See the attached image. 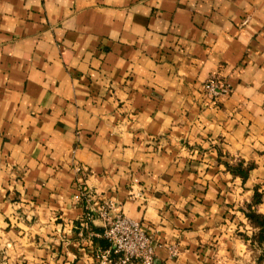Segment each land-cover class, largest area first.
<instances>
[{"label": "crops", "instance_id": "1", "mask_svg": "<svg viewBox=\"0 0 264 264\" xmlns=\"http://www.w3.org/2000/svg\"><path fill=\"white\" fill-rule=\"evenodd\" d=\"M105 203L154 264H264V0H0V264H95Z\"/></svg>", "mask_w": 264, "mask_h": 264}, {"label": "built area", "instance_id": "2", "mask_svg": "<svg viewBox=\"0 0 264 264\" xmlns=\"http://www.w3.org/2000/svg\"><path fill=\"white\" fill-rule=\"evenodd\" d=\"M204 96L213 104L230 93V87L216 77L208 79L202 86ZM77 175L83 173L79 165H73ZM76 201L90 202L92 195L81 184L77 185ZM110 203L101 205L98 215L103 222L102 238L107 243L106 249H97L93 259L95 264H154L153 241L148 237L142 226L121 213H115L111 218L109 212H115ZM86 218L89 214L86 212ZM87 229V226H85ZM171 256L176 255L174 248L170 249Z\"/></svg>", "mask_w": 264, "mask_h": 264}, {"label": "trees", "instance_id": "3", "mask_svg": "<svg viewBox=\"0 0 264 264\" xmlns=\"http://www.w3.org/2000/svg\"><path fill=\"white\" fill-rule=\"evenodd\" d=\"M230 171L237 176H240L241 178H245L249 168L248 169H241V165L239 164L236 168L231 169ZM259 203V200L257 196L254 197L253 199V204L256 205ZM245 217L248 221V223L254 227L257 230V233L254 234L249 241L252 244H255L256 246H264V216L263 215H258L254 213L253 211H249L245 213ZM246 239V237H244Z\"/></svg>", "mask_w": 264, "mask_h": 264}]
</instances>
